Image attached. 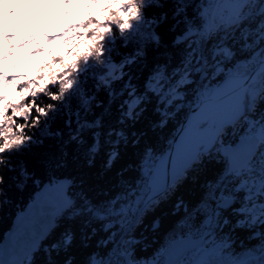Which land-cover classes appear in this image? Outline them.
<instances>
[{
	"label": "snow or ice",
	"instance_id": "snow-or-ice-1",
	"mask_svg": "<svg viewBox=\"0 0 264 264\" xmlns=\"http://www.w3.org/2000/svg\"><path fill=\"white\" fill-rule=\"evenodd\" d=\"M62 2L72 11L51 7V0L48 5L39 0L0 2V192L13 174L26 178L32 168L70 162L76 148L91 165L107 146L104 163L110 169L120 158L118 145L131 142L118 128L140 119L150 98L169 111L170 106L179 109L181 101L191 99L194 108L173 142L174 152L156 158L147 150L140 186L101 206L86 197L73 200L71 180L55 181L46 186V192L54 194L49 201L53 216L71 213L85 220L82 227H87L88 217L123 222L167 200L215 154L223 166L195 218L189 216L192 223L186 237L173 238L161 250L162 259L143 264H264V0H207L202 5L191 0ZM5 4H14L21 14L16 16ZM46 6L52 19L59 21L50 32L33 25L34 14ZM194 7L200 8L198 14L192 13ZM44 23L50 21L45 18ZM116 31L125 41L139 38L158 50L167 44L186 54L178 64L157 61L146 80L133 82L134 76L124 69L136 65L145 52L138 50L135 56L113 63L110 46L116 42ZM22 66L32 69V74ZM89 72L95 85L91 92ZM189 89L191 97L186 95ZM65 107L76 109L75 122L58 120L46 132L53 138L48 155H36L21 166L14 157L36 142L29 131H44ZM110 111L121 117L118 125L103 115ZM138 219L142 221V216ZM257 227L258 254L229 253L230 245L217 241L225 229ZM56 231L53 221L44 234L29 237L24 259L6 261L0 248V264H32V254L49 237H56ZM84 238L88 239L87 232ZM77 242L76 230L61 231L50 244L48 264H81ZM87 264L105 262L90 258ZM107 264L141 262L117 258Z\"/></svg>",
	"mask_w": 264,
	"mask_h": 264
},
{
	"label": "trees",
	"instance_id": "trees-1",
	"mask_svg": "<svg viewBox=\"0 0 264 264\" xmlns=\"http://www.w3.org/2000/svg\"><path fill=\"white\" fill-rule=\"evenodd\" d=\"M191 2L202 5L207 0H191ZM41 3L49 4L46 0H41ZM50 6L61 9V12L72 11L69 7L54 5V2ZM93 11H98V9H93ZM191 11L193 14H198L200 8L194 7ZM45 18L50 23L45 24ZM65 19H70V17H65ZM148 19L151 20L152 17H148ZM54 21L48 7L43 14V26L39 25L38 21L33 22V25H35V29L50 32L52 25L59 23V21L57 23ZM31 26L26 24L21 27ZM171 38V35L166 37L168 40ZM115 41V44L110 46L113 49L111 54L113 63L118 64L125 57L135 56L138 50L145 52V56L141 57L136 65L124 69L125 72L134 76L133 82L146 80L157 61H167L169 65L173 62L178 64L186 54L180 47H169L167 44L163 49L158 50L156 46H148L139 38L125 41L120 37L118 31L115 33ZM137 45H139V49ZM23 52L25 51L21 53ZM88 81V91L91 92L95 87L92 72L88 74ZM186 95L192 96L191 89ZM180 103L183 105L181 108L170 106L169 111V108L162 106L155 98H150L144 105L145 111L140 119L127 121L122 129L118 128L131 142H122L118 145L120 158L110 169L106 168L104 163L106 146L105 151L98 154L91 165L88 164L87 157L80 154V149L76 148L73 150L74 155L70 157V162L63 163L59 167L45 165L43 168H32L26 178L18 179L13 174L7 186L0 192V241L10 228L14 216L33 199L34 193L45 182L53 183L67 178L73 182L70 194L75 200L86 197L88 201L101 206L117 197L122 198V193L125 190L133 186H140L147 150L151 149L156 158L165 154L170 148L176 130L194 105L191 99ZM116 110L120 111L118 102ZM75 111L74 108L65 107L56 119L49 121L44 131H40L38 128L31 129L29 134L34 135L36 142L29 151L21 152L19 157H14V159L18 158L21 166H27L26 161L32 157L48 155V149L53 147V138L46 135V132L58 120L71 118L75 122ZM103 115L107 116L114 125H118L121 118L111 111ZM114 115L116 118L112 119ZM137 141L139 142L137 143ZM64 151L67 149L65 148ZM222 166L220 158L214 154L212 159L206 160L201 168L182 183L175 192L171 193L167 200L162 201L155 208L139 214L138 217L142 216V221L138 219L137 214L135 217L129 215L123 222L119 219L101 221L88 217L87 227H82L85 224L83 218L77 219L71 213L63 218L59 217L56 237H49V240L43 242L40 249L32 254V264H48L51 259L50 244L55 242V239L65 228L76 230L79 250L77 258L81 264H87L90 258H95L98 261L103 260L105 264L108 261H115L117 258L125 260L120 255L125 251L130 254V259L140 261L141 264L144 261L162 259L161 250L173 238L178 239L182 234L187 235L188 225L192 223L189 216L195 218L196 210L200 207L201 201L207 197L208 187L219 174ZM178 205L180 206L178 207ZM133 210L135 211V206H133ZM135 219L134 225L123 235ZM259 230L258 227L255 230L251 228L225 229L217 237V241H226L230 245L229 253L243 256L251 251L258 254L261 241L255 236V231ZM85 232H87V240L84 238ZM81 241L83 243H80Z\"/></svg>",
	"mask_w": 264,
	"mask_h": 264
},
{
	"label": "water",
	"instance_id": "water-1",
	"mask_svg": "<svg viewBox=\"0 0 264 264\" xmlns=\"http://www.w3.org/2000/svg\"><path fill=\"white\" fill-rule=\"evenodd\" d=\"M192 108H194V105L189 109L186 117L184 118L178 129L176 130L170 148L165 153V155L174 152L175 145L173 142L177 141L180 135L182 134L181 129L186 122L187 116L191 115ZM158 162L159 160H157V163ZM60 180H69V179L63 178ZM50 184H51L50 182H45L34 193L33 199L30 202H28L27 205L21 211H19L12 219L10 228L4 234L2 240L0 241V248L3 249V258L6 261H12L15 259H24L23 256L24 245L27 243L29 237L35 235L38 232L44 234L46 229L50 226L51 222L53 221L55 222L57 227V219L59 217L53 216L54 210L49 203V201L51 200L54 194L46 192V186H49ZM73 200L75 199L73 198ZM141 208H143V205H141ZM141 213H137V217ZM136 219L126 229L123 235H125L130 230V228L134 225ZM123 257L125 259L130 258L129 256L128 257L123 256Z\"/></svg>",
	"mask_w": 264,
	"mask_h": 264
},
{
	"label": "rangeland",
	"instance_id": "rangeland-1",
	"mask_svg": "<svg viewBox=\"0 0 264 264\" xmlns=\"http://www.w3.org/2000/svg\"><path fill=\"white\" fill-rule=\"evenodd\" d=\"M47 2H49V0H46ZM0 2H2V0H0ZM39 2H41L40 0H39ZM54 2V5H60V6H64V7H69L71 10H72V6H66V5H64L63 4V2H62V0H51V4ZM76 3V0H73V4H75ZM48 7L46 6V7H44V8H42V9H39L38 10V13H36V14H34V19H37L36 21H38L39 19H41V17H42V14L46 11V9H47ZM77 14H79V13H77ZM62 18H64L65 19V17H63L62 16ZM54 22H58V20H55ZM23 25H26V24H23ZM23 25H17V27H21V26H23ZM22 51H26L25 49H23V50H21V52ZM22 68H23V70L25 71V72H28L29 73V75H31L32 74V69H30V68H27V67H24V66H22ZM9 94H11V93H9ZM125 233V232H124ZM123 233V234H124Z\"/></svg>",
	"mask_w": 264,
	"mask_h": 264
},
{
	"label": "clouds",
	"instance_id": "clouds-1",
	"mask_svg": "<svg viewBox=\"0 0 264 264\" xmlns=\"http://www.w3.org/2000/svg\"><path fill=\"white\" fill-rule=\"evenodd\" d=\"M7 9H14L15 10V15L19 16L21 14V10L16 8L14 4H5L4 5ZM15 17H12L10 19H14ZM17 25H23V24H16V25H9L10 27H16V28H22V27H17ZM22 49H19L18 52H21Z\"/></svg>",
	"mask_w": 264,
	"mask_h": 264
}]
</instances>
